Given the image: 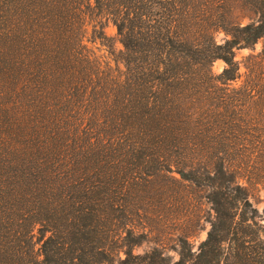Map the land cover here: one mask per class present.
Listing matches in <instances>:
<instances>
[{"label":"trees","instance_id":"16d2710c","mask_svg":"<svg viewBox=\"0 0 264 264\" xmlns=\"http://www.w3.org/2000/svg\"><path fill=\"white\" fill-rule=\"evenodd\" d=\"M88 18L103 46L116 29L121 72L84 44ZM261 39L264 0H0V264H264V66L235 60ZM161 174L210 207L176 260L134 253Z\"/></svg>","mask_w":264,"mask_h":264},{"label":"rangeland","instance_id":"374dc122","mask_svg":"<svg viewBox=\"0 0 264 264\" xmlns=\"http://www.w3.org/2000/svg\"><path fill=\"white\" fill-rule=\"evenodd\" d=\"M97 21L92 18L86 19L84 44L102 62L108 63L115 71L121 72L122 66L114 62L115 57L122 49L118 42L116 29L110 22L103 20V32L109 40L106 44L107 47L99 41L93 42L92 30ZM247 22V18L242 20L243 24ZM215 40L218 44L223 43L224 33H217ZM235 60L239 63L241 75L246 73V67L258 66L260 63L264 66V39L259 40L250 48L235 51ZM223 68L224 63L220 60L215 61L212 65L214 74H219ZM242 81L243 78L235 86L240 85ZM175 178L178 179V176L161 174L149 180V184L139 187L143 191L141 195L144 201L139 206V209L143 211L141 214H143L137 224L144 226L145 233L149 232V235L147 242H143L134 249L135 254H143L153 247H159L164 249L165 253L173 260H176L178 256L174 240L178 236L183 235L186 231L193 232V236L189 238L193 251L206 238L211 213L204 192L188 186L186 183L175 182ZM249 200L258 211L259 216L264 218V188L251 189Z\"/></svg>","mask_w":264,"mask_h":264}]
</instances>
